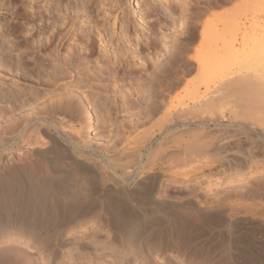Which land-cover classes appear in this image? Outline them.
<instances>
[{"label": "bare ground", "instance_id": "obj_1", "mask_svg": "<svg viewBox=\"0 0 264 264\" xmlns=\"http://www.w3.org/2000/svg\"><path fill=\"white\" fill-rule=\"evenodd\" d=\"M13 1L14 7H19L15 11H13V6L10 8L13 9L12 14L10 13L13 24L7 25V31L13 36L22 38L25 43L41 35L40 49L32 53L34 57L30 55L28 58L32 60L34 66V71L32 69L33 73L30 72V75L36 73L37 83L41 84L40 80L45 77L44 82L42 81L44 85L41 84V86L54 87L62 79L69 78L71 73L80 66L82 71L84 70L82 68H85L81 74L86 75V78L83 77L87 79V82L96 80V75L93 76L94 78L90 75L87 76L92 72L88 67L90 60H87L88 56L94 52L91 49L92 44L85 46L86 51H89L88 56L77 55L76 42L72 40L75 34L72 35L71 26L63 32L65 29L63 26L67 24L66 27H68V22L77 16L75 13L79 12L78 9H75L76 0H57L54 4L52 2L48 4V0ZM27 1L31 2L28 12L27 4H24ZM63 1H66L64 7L68 10L66 14L62 11ZM115 1L114 9L117 12L120 5L119 0ZM230 1L205 0L202 2L209 8L212 5H219L220 2ZM181 3L183 4L180 12L182 13L180 25L182 30L179 35L184 34V38L181 39V45L177 50L166 49V52L171 53L165 57V65L161 61L153 60L143 69H141L144 67L142 62L139 65L141 68L136 67V58H139L140 52H130V48H128L130 35L126 32L122 52L115 49L112 56L105 54L102 50V55H100V50H98L102 58L101 64L95 60V63L99 64L98 72L108 71L111 68L115 74L120 69L123 72L126 71L124 73L127 74H136L137 72L140 77L148 76L151 83H156V85L159 83V87L164 85L168 94L177 85L186 81L185 79L191 74L190 66L193 63L188 57L189 54L186 53L189 50L186 41L187 38H191L192 41L196 38L197 23L188 21L192 18L189 15L192 14L191 10L188 7L194 3H191L190 0H181ZM195 4L198 5L199 2L197 1ZM203 9L206 10V8ZM63 18L68 20L67 23L65 22L66 24L62 21ZM196 18L197 22L200 21V14ZM37 23L40 26H37ZM26 26L30 27V30H34V33H30L25 38L24 28ZM207 30L208 27L205 29L204 26L200 33L201 42L205 40ZM236 30L238 29L236 28ZM46 34L48 37L44 38ZM86 40L88 41V39ZM236 42L238 39L234 37L231 43ZM250 43H257L263 47L259 46V49L256 50L260 52L252 53V51L245 55V66L249 70H256L255 66L264 71V51H262L264 39L258 41L248 38L241 42L246 46ZM30 50L33 48L31 47ZM39 56H43V58L39 59ZM232 56L234 55L232 54ZM194 58L197 60L195 61L197 62L195 71L198 73L197 75L203 76L207 70L205 63L198 56ZM85 60L86 65H84ZM117 69L119 71H116ZM108 73L111 74V72ZM91 75H94L93 72ZM102 75L103 73L100 76ZM176 76H179V79ZM88 77L92 80L88 81ZM238 78L236 77L238 83L245 84V87L255 86L248 77L246 83L244 80L239 81ZM236 79L230 80L228 84L224 82L223 85H228L229 88L235 86L234 84L238 86ZM263 81L261 82L264 85ZM160 84L162 85L160 86ZM263 85H260L261 89L257 86L259 90L256 86L257 89L254 87L257 92L253 91L252 87L250 88L253 92L252 95L258 92L260 94L255 96L258 101H254L253 98V102H251V98H246L251 96L245 97L248 103L251 102L247 103L246 108H248L245 115L251 114L248 109H253L254 114L259 110L257 106L255 109L249 106L255 104L264 106ZM51 90L53 89L51 88ZM55 92L43 95L44 97L40 99L42 103L37 106L33 105V101L37 99L28 97V117L21 118L24 119L22 122L18 119L20 124L16 122L13 124L15 119L8 122L13 126L9 131L3 130L4 132L0 133V208L6 211L5 214L0 209V264H14L12 262L13 253L17 252L15 250L17 246L38 252L42 264H54L56 243L62 240L77 224L87 219L102 220L106 227L114 230V240L121 248L135 249L137 247L136 239L133 236L137 232L139 223L149 221L152 223L160 217L163 209H169L171 216L165 215L169 224L154 238L153 243H156L147 249L137 251L139 261L126 260L122 264H150L151 258L159 264H206L209 259L217 256L222 258V261H218L217 264H248V259L252 261L255 256L264 258V196H262L259 186H254L249 190L230 187L223 191L221 196L212 197L210 201L204 202L199 200L196 202L194 199L197 198L196 195V197L190 198L191 191L188 192V195H183V201L171 202L162 195L163 193L159 194L160 188H158V183L162 178L171 181L176 171L190 170L199 164H210L212 155L225 153L226 150L220 145L225 134L235 136L238 133H245L249 145L253 143L250 136L264 144V126L263 128H261L262 126L258 127L261 125L259 121L261 123L264 121V118L259 117L264 115L263 113L261 115V111L258 112L260 114L255 115H259V121L253 120L256 124L258 123L256 127L259 129L253 126L255 123L252 120V125L246 124L247 117L243 119V123H240L242 120L236 122L238 128L221 129L222 131L214 129L215 132H221L219 136L216 134V139H218L216 143L208 144L204 150L198 149L196 143L194 145L184 144V158L178 159V164L174 165L172 155L181 154L182 146L180 144L168 146L165 141L166 136L172 132L170 128L173 123L172 117L175 115L174 113L172 115V109L167 106V103L163 104V102L160 107L156 106V109H152V115L147 118L151 122L154 115L161 114L155 129L146 134L140 132L139 126H133L131 132L128 133L129 136H121L122 140L121 138L118 140L120 142L118 145L99 149L89 139L92 103L95 106L92 100L94 93L89 94V91H86L88 94L78 95L69 89L62 93ZM197 98L199 100L197 99L196 103L199 105L210 102L209 107H211L213 99L208 101L206 97L204 100L202 97ZM214 108H220V106ZM214 108L212 104L211 109L215 110ZM230 115L232 116V114ZM233 116L235 119V115ZM217 117L214 119L215 124H217L215 122ZM224 118L220 117L221 120H225ZM220 124L222 123L220 122ZM167 130L169 131L165 133ZM163 133L165 135L162 140L153 146L152 142L156 135ZM257 139L256 141H258ZM209 146L211 148H208ZM192 148L196 153H190ZM241 150V146L237 145L236 151ZM247 153L249 152L247 151ZM251 157L252 155L248 154L247 156L234 157V160L236 164H246ZM131 184H135V186L129 190L128 187ZM157 196L163 197L158 199ZM214 225H219L222 229L214 231ZM16 227H19L24 233L27 232L28 239L13 238V230ZM207 232L212 234L211 239L203 238ZM46 251L49 252L43 253ZM174 255L176 258L172 257ZM22 257L24 258V256ZM89 259L94 262L95 256L91 255ZM262 264H264V260Z\"/></svg>", "mask_w": 264, "mask_h": 264}, {"label": "rangeland", "instance_id": "obj_2", "mask_svg": "<svg viewBox=\"0 0 264 264\" xmlns=\"http://www.w3.org/2000/svg\"><path fill=\"white\" fill-rule=\"evenodd\" d=\"M87 1L89 0H76L75 9H78L79 12L78 14L75 13L77 16L73 17L72 21L68 22L66 18L62 19L64 23L68 22V27H66V23V26H63V28L65 27L63 32L71 26L72 35L75 34L72 40L76 42L77 55L88 56L89 51H86L85 46L92 44L91 49L94 52L88 56L87 60H90L88 67H90L94 75H91L92 72H90L87 76L95 77L96 75L98 80L95 77L96 80L94 79V82H87V79H85L86 75L81 74L80 66L76 69V71H79L72 72L74 74L71 73L69 78L62 79L56 86L43 87L41 84L44 85L43 79L45 77L40 80L41 84L37 83L35 79L36 73L34 72L35 74L30 75L34 71V66L31 62L32 60L28 59L30 55H33L32 53L36 52L35 50L40 49L39 41L41 35L25 43L22 38L13 36L8 32L7 25L13 24L10 19L11 14L19 6L15 8L13 0H0V133L5 130L9 131L15 122L20 124L18 119L22 122L24 119L21 118L28 117V97H35L37 100L33 101V105L37 106V104L42 103L40 99L51 92L62 93L66 89L78 95L91 94L92 92L94 93V99L92 100L95 106L92 103L89 139L99 149H107L110 146L118 145L120 143L118 140L120 138L122 140L123 136H129L128 133L131 132L133 126H139L140 132L146 134L155 129L161 114L154 115L151 122L147 118L152 115V109L160 107L164 102L163 104L167 103V106L172 109V115L173 113L175 114L172 117L173 123L170 128L172 132L166 136L165 141L168 146L174 144L182 146L181 154L172 155L175 165L178 164V159L184 158V144L194 145L196 143L198 149L204 150L208 144L216 143V140H218L216 138L221 132H215V130L222 131L238 128V123L236 122L242 120L240 123H243V119L246 117L248 118H246L247 120L245 119L246 124L249 125L257 122V120L259 121V117L264 118V111H262L264 106L262 104L261 107L260 104L252 103L255 105L249 107H254L255 109V106H257L259 110L254 114L253 109H248L251 114H244L248 108L246 106L253 102V98L255 101V96L260 94L259 92L257 94L254 92L255 95H252V90L256 91L254 90L255 86L260 88L263 85L261 81L264 78V71L255 66L256 70H249L245 66L246 63H244V57L247 53L252 51V53L260 52L256 51L260 45L257 43H253L254 45L250 43L248 46L241 44L242 41L248 38L258 41L264 39V0H231L230 2H220L219 5H212L209 8L202 2L205 0H190L194 4L197 1L199 2L198 5L192 4L188 7L192 13L189 14L192 18L188 19V21L190 20L189 22L194 24L197 23L195 41H192L191 38H187L186 41L189 49L186 53L189 54L188 57L194 64L192 63L190 66L191 74L185 79L186 81L177 85L169 94L164 85L160 84L162 86L159 87V83H157L158 86L156 83H151V79L148 76L143 75L140 77L137 72L136 74L124 73L126 71L123 72L120 69L121 66L118 67L120 71L119 69L116 70L119 71L116 74L113 68L108 71L98 72V66L101 64L102 58L100 55H102V52L112 56L115 49L122 52L125 41L124 34L126 32L130 35V46L128 47L130 52H140L138 57L142 60L136 58V67L141 68L139 65L142 62L144 67L141 69H143L153 60L164 63L165 57H168L171 53L166 52V49L177 50L181 45V39L184 38V34L179 35L182 30L180 27L182 22V13L180 12L181 7H183L181 0H119L120 7L117 12L114 9L115 0H91L92 3ZM51 2L54 4L57 0H48V4ZM11 3L13 4L11 5ZM24 4H27V9H25L28 12L31 2L27 1ZM12 6L14 10L10 9ZM62 6V11L65 14L68 13V10L64 8L66 1L62 2ZM203 8H206V10ZM199 14L200 21L197 22L196 17ZM37 26H40V24L37 23ZM204 26L205 29L208 27V30L204 37L205 40L201 42L200 33ZM24 30L25 38L30 33H34V30H30L28 26ZM63 32L61 34H64ZM45 37H48V34L44 35ZM234 37L238 39V42L231 43ZM31 47L33 50H30ZM262 51H264L263 48ZM62 52L64 53L65 51L63 50ZM98 52L101 54L99 55ZM196 56L204 61L207 68L203 76L197 75L198 73L195 71V63H197L195 61L197 60L194 57ZM40 58H43V56H39ZM95 60H98L99 64H96ZM85 63L86 60L84 65H86ZM24 69H27L28 72ZM82 69L85 70V68ZM126 70L129 73V69L127 68ZM108 72H111V74ZM102 73L103 75L100 76ZM108 76L109 78H107ZM236 77H239L238 79L241 82L244 80V83H246L248 77L255 86L253 85L254 87H252L250 83L253 88L251 90V87L248 88L249 86L245 87V84L238 83ZM177 79H179V76ZM232 79L237 80L238 86L234 84L235 86H230V88L232 87L230 89L228 85H223L224 82L228 84ZM89 80L91 81L92 79L88 77ZM256 87L255 89L258 88ZM247 88L248 91H246ZM86 91L89 92L87 93ZM244 94L246 95L244 96ZM197 97H202L203 100L206 97L208 101L213 99L211 107L213 104V108L220 106L221 109L214 108L215 110H212L208 101H204L205 103L208 102V104L206 103L207 106L202 103L199 105L196 103L197 99L199 100ZM245 97L251 98V102L249 100L250 103H248ZM244 107L245 109H243ZM235 111L237 112L234 113ZM258 112L263 116H255ZM229 113L232 116L235 115V119ZM237 116L238 118H236ZM216 117L218 118L217 121L215 120L217 124L214 123ZM220 117L225 120H221ZM256 117L258 119H255ZM251 120L252 122L253 120L256 121L251 123ZM8 122L13 124L9 125ZM259 122L260 126H258V123H255L256 125L253 124L257 129L264 126V121L263 123ZM168 131H165V133ZM213 132H215L214 135ZM165 133L156 135L152 145L155 146L156 142H160ZM223 135L224 132L222 133ZM246 136L245 133H238L235 136L225 134L223 136L224 139L220 141V145L226 150L225 153L212 155L210 164H199L196 168L194 167L190 170L176 171L171 181L167 178H162L158 183L159 194L163 193L162 195L171 202H181L183 201V195H188V192L191 191L190 198L197 196V198H194L196 202L197 200L204 202L210 201L212 197L221 196L223 191L230 187L249 190L254 186H259L261 194L264 196V144L259 142L260 140L257 138L258 141L253 139L255 137L250 136L253 143L249 145L248 137ZM237 145L241 146V151H236ZM208 148H211V146ZM190 153H196V151L194 152L192 148ZM248 154L252 155L249 162L236 164L234 157L247 156ZM134 186L135 184H131L128 189L131 190ZM163 196H157V198L161 199ZM0 209L6 214L4 209ZM161 212L160 217L152 223L149 221L137 224V232L133 236L136 239L135 244L137 247L135 249L121 248L118 242L114 240V230L106 227L102 220L87 219L86 221H81L62 240L56 243L54 264H122L126 260L135 259L139 261L137 251L154 245L156 243H153L154 238L164 231L169 224L165 215L167 217L171 216L169 214L171 211L163 209ZM213 229L215 231L222 228L219 225H214ZM211 236L212 234L207 232L203 238L211 239ZM12 237L28 239V233H24L19 227H16L13 230ZM31 240L33 241V239ZM15 250L17 252L13 253L14 258L12 261L14 264H42L38 252L20 246H17ZM48 252L43 253L46 254ZM91 255L95 256L94 262L89 259ZM172 257L176 258V255ZM263 260V257L255 256L252 261L248 259L247 262L248 264H262ZM218 261H222L221 256L212 257L206 264H217ZM150 264L159 263L151 258Z\"/></svg>", "mask_w": 264, "mask_h": 264}]
</instances>
